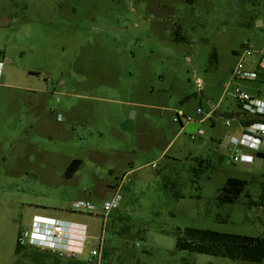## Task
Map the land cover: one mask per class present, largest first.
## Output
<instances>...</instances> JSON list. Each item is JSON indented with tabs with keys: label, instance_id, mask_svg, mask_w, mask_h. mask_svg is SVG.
<instances>
[{
	"label": "rangeland",
	"instance_id": "obj_1",
	"mask_svg": "<svg viewBox=\"0 0 264 264\" xmlns=\"http://www.w3.org/2000/svg\"><path fill=\"white\" fill-rule=\"evenodd\" d=\"M246 43L264 48V0H0V264L35 215L86 225L69 258L83 264H264L175 248L185 228L264 237V157L242 149L251 161L233 162L237 118L225 126ZM236 84L262 99L264 79ZM178 112L194 121L181 127ZM228 178L247 186L220 207Z\"/></svg>",
	"mask_w": 264,
	"mask_h": 264
},
{
	"label": "built area",
	"instance_id": "obj_2",
	"mask_svg": "<svg viewBox=\"0 0 264 264\" xmlns=\"http://www.w3.org/2000/svg\"><path fill=\"white\" fill-rule=\"evenodd\" d=\"M252 55L257 56L258 60L256 66L253 69H245L243 66L244 59ZM262 72H264V48L261 50H254L252 46L250 47L247 43L244 44V49L240 52V54H238V61L230 72V83L225 88V93H227L228 89L233 85L232 94L236 100V103L238 104L241 113L245 117L264 119V90L262 92H258V95H261L262 99L261 97H253L242 91L236 84V82L261 79L259 74ZM196 83L200 91L202 89L201 82L197 81ZM215 111V109H212L205 116H202V111L198 109L196 111V115L202 116L199 121H204L206 119H211ZM231 120L232 119L227 118L225 121V126H229ZM173 121L179 123L181 127H183L184 125L189 124L194 120L190 116H185L178 112L175 113ZM198 134H201V131H198ZM189 138L192 140L194 137L193 135H190ZM231 145L234 148L233 150L235 154L233 157V162L251 161L252 157L243 153L242 149L252 150L255 152V154L259 152L264 153L261 150V147L264 145V122L256 121L254 123H251L250 125L242 127L239 138L232 139ZM150 167L156 168V164L151 163ZM125 180L128 182V179H121V181L115 186V192L112 195L111 199L102 205L101 211L103 214H101V216L104 222L106 216H108L112 210L116 209L119 206L122 200L121 190L124 186ZM71 208L75 211L86 212L88 214H92L96 210L93 205L82 202L72 203ZM39 224L40 226L49 227V239H53V242L51 244L44 245L37 238L29 237L28 234L26 235V233H24L23 236L20 237V243L22 245H24L25 243H29L32 246L40 247L41 249H47L57 254L58 257L65 256L67 258L78 259V256L82 255L84 243L87 239L86 225L74 224L66 228L57 222H50L49 224ZM35 225H37L36 222H34L33 226ZM75 228H79L81 235H76L74 233L76 230ZM67 231H69V236L67 234ZM64 232L69 237L68 242H72L73 244H77L79 246L69 245L68 247H66V244L62 246V240H66ZM103 245L104 241L102 237H100L97 240L96 245L89 251V255L91 257H101Z\"/></svg>",
	"mask_w": 264,
	"mask_h": 264
},
{
	"label": "trees",
	"instance_id": "obj_3",
	"mask_svg": "<svg viewBox=\"0 0 264 264\" xmlns=\"http://www.w3.org/2000/svg\"><path fill=\"white\" fill-rule=\"evenodd\" d=\"M264 79V72L259 74ZM264 122V119L246 118L242 121L243 127L254 122ZM259 157H264V153H257ZM201 164V161H198ZM80 165L78 160H73L68 166L66 175L70 176ZM200 166V165H199ZM199 169H195L197 174ZM247 186V181L238 178H228L219 189L216 202L218 206L234 204L239 195ZM184 237L177 236L175 248L178 251H190L198 254L216 255L227 257L232 260H243L260 263L264 259V237H247L219 233L210 230H199L185 228ZM23 248L20 243V235L17 237L15 253ZM74 264H81L74 260Z\"/></svg>",
	"mask_w": 264,
	"mask_h": 264
},
{
	"label": "crops",
	"instance_id": "obj_4",
	"mask_svg": "<svg viewBox=\"0 0 264 264\" xmlns=\"http://www.w3.org/2000/svg\"><path fill=\"white\" fill-rule=\"evenodd\" d=\"M255 22L258 23V27L263 26V23L260 22L259 20L255 21ZM237 107H238V104H237ZM238 109H239V107H238ZM226 114L228 115L227 117H229V119L233 120V118H237L238 128H239L240 133H241L242 127H243L242 121L248 117H245L241 113L240 109L235 114L233 112H226ZM215 119H216V111L213 113L212 118L207 119V120H209L211 125H213L215 123L214 122ZM200 122H205V120L200 121ZM240 133H239V135H240ZM232 139H237V138L230 137V139H229L230 145H231ZM34 222H36L37 225L33 226ZM50 222L60 223L61 225H63L66 228L70 227L71 225H74V224H80V223H73V222H70L68 220L58 218L56 216L53 217V216L35 215L33 217V221L31 223L30 230L28 233L29 237L37 238L44 245L51 244L53 242V239H51V238L49 239V232H48L49 227L40 226V224H39V223L49 224ZM35 227H37V228H35ZM65 241L68 242V238L66 240H62V242H61L62 246L64 245ZM14 254H15L14 255L15 259L12 261V264H74V261L72 259H69L65 256H61L59 258L56 255L58 257L57 258L55 256V253L53 254V252L51 253V251H49L47 249H41L40 247L32 246L29 243H25L23 245V248L18 253H15V248H14ZM78 262H80V261H78ZM80 263L83 264L82 261Z\"/></svg>",
	"mask_w": 264,
	"mask_h": 264
},
{
	"label": "bare ground",
	"instance_id": "obj_5",
	"mask_svg": "<svg viewBox=\"0 0 264 264\" xmlns=\"http://www.w3.org/2000/svg\"><path fill=\"white\" fill-rule=\"evenodd\" d=\"M75 229H76V230H75L74 233H75L76 235H81L79 228H75ZM67 232H68L67 234H68V236H69V231H67ZM64 236H65L66 239H67V238L69 239V237L66 235L65 232H64ZM65 244L67 245V247H68L69 245L79 246V245H77V244H73L72 242H66V241H65L64 245H65Z\"/></svg>",
	"mask_w": 264,
	"mask_h": 264
},
{
	"label": "flooded vegetation",
	"instance_id": "obj_6",
	"mask_svg": "<svg viewBox=\"0 0 264 264\" xmlns=\"http://www.w3.org/2000/svg\"><path fill=\"white\" fill-rule=\"evenodd\" d=\"M52 253V252H51ZM54 254V253H53ZM57 254H55V256H56ZM57 257V256H56ZM58 258V257H57ZM77 260V259H76ZM74 261V260H73Z\"/></svg>",
	"mask_w": 264,
	"mask_h": 264
}]
</instances>
